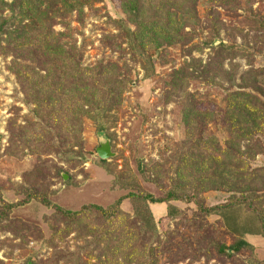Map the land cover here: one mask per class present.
Returning a JSON list of instances; mask_svg holds the SVG:
<instances>
[{
  "label": "rangeland",
  "instance_id": "obj_1",
  "mask_svg": "<svg viewBox=\"0 0 264 264\" xmlns=\"http://www.w3.org/2000/svg\"><path fill=\"white\" fill-rule=\"evenodd\" d=\"M243 231L264 0H0V264H264Z\"/></svg>",
  "mask_w": 264,
  "mask_h": 264
},
{
  "label": "trees",
  "instance_id": "obj_2",
  "mask_svg": "<svg viewBox=\"0 0 264 264\" xmlns=\"http://www.w3.org/2000/svg\"><path fill=\"white\" fill-rule=\"evenodd\" d=\"M40 200H43V202L45 203V204H47V205H49L48 204V200L45 198V197H40ZM152 203H161V202H155V201H151ZM118 203L119 202H117V204L116 205H118ZM90 208H93V209H95V210H98V211H100L101 212V215L100 216H102L103 218H105V219H110V218H113L114 217V215H116V211L115 210H110V209H108L107 211H103L101 208H99V207H97V206H95V205H93V206H90ZM57 210L60 212V213H64V214H66V215H69L70 217H73V215H77V214H80V215H82L86 210H89L88 209V206H84V207H82L80 210L81 211H79V212H75V213H72V212H68V211H65V212H63V211H61L59 208H57ZM82 213V214H81ZM72 215V216H71ZM242 234H247V235H250V236H257V235H261V236H263L264 235V233H263V235L262 234H260V233H257L256 231H254V232H252V231H243L242 232ZM244 235H242V236H244ZM264 237V236H263ZM242 242H243V240H242ZM234 248V247H233ZM232 248V249H233ZM234 251H237L238 250V248H234L233 249Z\"/></svg>",
  "mask_w": 264,
  "mask_h": 264
},
{
  "label": "water",
  "instance_id": "obj_3",
  "mask_svg": "<svg viewBox=\"0 0 264 264\" xmlns=\"http://www.w3.org/2000/svg\"><path fill=\"white\" fill-rule=\"evenodd\" d=\"M109 141L107 140L105 143L100 144L97 149V155L100 159H107L112 156L113 153L110 151Z\"/></svg>",
  "mask_w": 264,
  "mask_h": 264
}]
</instances>
